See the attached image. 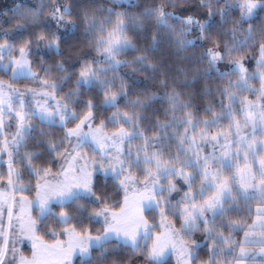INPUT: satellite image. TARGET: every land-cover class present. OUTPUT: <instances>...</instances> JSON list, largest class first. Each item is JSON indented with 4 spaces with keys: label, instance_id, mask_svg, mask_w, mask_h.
<instances>
[{
    "label": "snow or ice",
    "instance_id": "6c2138e0",
    "mask_svg": "<svg viewBox=\"0 0 264 264\" xmlns=\"http://www.w3.org/2000/svg\"><path fill=\"white\" fill-rule=\"evenodd\" d=\"M0 163V264H264V0L0 9Z\"/></svg>",
    "mask_w": 264,
    "mask_h": 264
},
{
    "label": "trees",
    "instance_id": "16d2710c",
    "mask_svg": "<svg viewBox=\"0 0 264 264\" xmlns=\"http://www.w3.org/2000/svg\"><path fill=\"white\" fill-rule=\"evenodd\" d=\"M17 0H0V9H8V8H12L14 6V3H16ZM22 2L25 4V5H29V6H32V5H35L37 3V0H22ZM120 2L122 4H127L128 3V0H120ZM145 2H150V0H140V4L141 6H143V4ZM234 15L238 17L239 15V12L238 10L234 11ZM7 26V25H6ZM197 53L199 52V49H196ZM249 65L252 66V62L250 61L248 63ZM4 79H7V77H4ZM16 87H23V86H31V85H28L27 82H19L15 85ZM12 131H15V128L13 127L12 128ZM55 135L56 137L58 138V136L61 134V130L59 128H56L55 130ZM23 151V150H22ZM6 157V156H5ZM4 159V158H3ZM45 160L47 159H50V157L47 156V154L45 155L44 157ZM7 159H4V161H6ZM45 166H49L47 164H45ZM51 167L53 168V172H56L59 168V159H55L52 161V164H51ZM2 168L5 172V170L7 169V164L6 163H0V171H2ZM23 171V169H21ZM23 176H28V173L27 172H23ZM23 179L26 181V180H29V177H26ZM35 181V178H32L31 179V182L33 184V182ZM31 184V190L29 191H25L24 194L29 196L30 198L33 197V194H34V186ZM118 199H122V196L121 197H117ZM55 210H60V207L59 205H55ZM33 219L37 218V215H36V211H35V207H33ZM158 218V216L156 217ZM85 224L88 225L87 221H85ZM38 228H39V232L37 233V235L44 241V242H50V241H53L56 237H54L49 231H48V226L46 225L45 222L43 221H38ZM63 226H60L58 227L56 230L57 231H60L61 228ZM92 228H99L100 227V224H93L91 225ZM241 235L242 233H239L238 234V237L239 239L241 238ZM202 256V255H201ZM203 257V256H202ZM72 264H80L79 262V258H76ZM167 264H174V262L172 260L170 261H167Z\"/></svg>",
    "mask_w": 264,
    "mask_h": 264
},
{
    "label": "rangeland",
    "instance_id": "374dc122",
    "mask_svg": "<svg viewBox=\"0 0 264 264\" xmlns=\"http://www.w3.org/2000/svg\"><path fill=\"white\" fill-rule=\"evenodd\" d=\"M252 62V66L250 65V67L252 68V69H254L255 67H256V64H255V60L254 59H249L248 60V63L249 62ZM25 86H23V87H18V88H24ZM71 126V125H70ZM59 137V136H58ZM29 147H31V145H29ZM23 150V149H22ZM4 159H7V157H4ZM53 169V168H52ZM2 171H4L3 170V168H2ZM5 172H7V169L5 170ZM24 178H26V177H29V175L28 176H23ZM28 181L29 180H24V182L27 184L28 183ZM53 183H55V180L53 179V181H52ZM31 184H32V182H31ZM35 184H36V180L33 182V186H34V194H33V197H32V199L31 200H34L35 198H36V191H35ZM23 195H24V193H23ZM26 196V195H25ZM30 199V198H29ZM33 207H35V205L33 206ZM116 211H119V208L117 207L116 209H115ZM17 211H18V209H17ZM35 211H36V215H37V217L39 216V210L35 207ZM53 211L54 212H59L60 210H55V204L53 205ZM157 220H159V217L158 218H156ZM7 223V220L5 219V224ZM85 227H91V225H87V224H85ZM242 233V232H241ZM93 234H95V233H93ZM243 237V233H242V235H241V238ZM57 238H60V239H67V237H56L55 239H57ZM54 239V240H55ZM237 239H239V237L237 236ZM26 242H25V241ZM54 240L53 241H50V242H48L49 244H52L53 242H54ZM149 244L151 243L150 241L148 242ZM20 245H23V246H27V247H30V241L29 240H27L26 238H24L23 239V242L22 243H18L17 244V247L19 248V246ZM25 249V248H24ZM20 250V252H21V249H19ZM25 254H23V256H24ZM201 255L203 256L204 254H203V252L201 253ZM27 258H29V259H31V257H27ZM76 258H78L77 256H73L72 258H71V260H72V262L76 259ZM167 261H170V260H172L173 262H174V264H176V256L173 254V255H170V256H168L167 258Z\"/></svg>",
    "mask_w": 264,
    "mask_h": 264
},
{
    "label": "crops",
    "instance_id": "0c3cea01",
    "mask_svg": "<svg viewBox=\"0 0 264 264\" xmlns=\"http://www.w3.org/2000/svg\"><path fill=\"white\" fill-rule=\"evenodd\" d=\"M25 195V194H24ZM27 196V195H26ZM28 198H30L29 196H27ZM30 199H32V198H30ZM32 212H33V208H32V210H31V216H32V218H33V214H32ZM5 219H6V217H5ZM25 241V240H24ZM26 242V241H25ZM44 242V241H43ZM45 244H49L48 242H44ZM30 247H27V246H23V245H20L19 246V249H21V254L23 255V254H25L24 256L25 257H32V251H33V249H32V243L30 242ZM25 248V249H24Z\"/></svg>",
    "mask_w": 264,
    "mask_h": 264
}]
</instances>
